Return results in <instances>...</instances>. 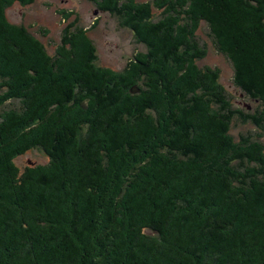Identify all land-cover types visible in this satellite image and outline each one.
I'll use <instances>...</instances> for the list:
<instances>
[{
	"label": "trees",
	"instance_id": "obj_1",
	"mask_svg": "<svg viewBox=\"0 0 264 264\" xmlns=\"http://www.w3.org/2000/svg\"><path fill=\"white\" fill-rule=\"evenodd\" d=\"M9 1L0 106L16 105L0 111V264H264V93L253 85H264V0L219 5L235 51L213 10L166 0L158 22L136 29L149 52L120 73L94 63L82 31L52 67L41 42L7 21ZM136 8L134 25L150 12ZM202 25L259 107H234L219 70L196 63ZM237 123L255 132L235 138ZM32 149L45 163L20 164Z\"/></svg>",
	"mask_w": 264,
	"mask_h": 264
},
{
	"label": "rangeland",
	"instance_id": "obj_2",
	"mask_svg": "<svg viewBox=\"0 0 264 264\" xmlns=\"http://www.w3.org/2000/svg\"><path fill=\"white\" fill-rule=\"evenodd\" d=\"M142 5L149 8L150 12L145 20L140 18L141 22L134 25L132 18L127 14L128 12L133 13V8H140ZM213 5L215 8L218 7L217 13L214 12ZM219 5L223 8L222 0H196L192 5L190 1L185 3L187 9H193L196 13L208 14L213 10L211 17L214 23L218 21L220 24V37L227 45L232 44L235 47L233 51H235L239 47V44L236 45L239 41L227 36L224 26L222 27ZM170 6H172L171 2L166 0L162 2L155 0H27L26 2L10 0L4 6V15L10 24L41 42V45L49 54V64L52 67L59 69L63 63L61 55L57 52V47L64 46V43L70 41L69 34L82 31L93 45L92 52H95L96 55L94 63L99 67L109 68L116 73H120L124 68L127 69L135 55L149 52L147 46H145L146 49L143 46L144 43H138L141 39L138 37L136 29H142L144 25L158 22L161 19L162 12L166 9L169 10ZM179 17L184 19L185 16L181 13ZM207 32L208 28L205 25H202L196 32L197 41H195L199 42V47L203 46L206 49L202 59L196 60V63L199 67H211L219 70V82L231 96L234 107L242 109L247 106L250 111L256 109L260 105L245 96L241 88L237 87V84L235 85L230 61L225 55L217 51L216 45L218 44H213L214 40L206 36ZM145 38V45L150 44L151 46L153 44L152 46H157L151 36H145ZM76 45L83 46L80 43ZM77 53L78 59L81 58L83 49L79 47ZM239 59L241 69L248 66L246 60L240 57ZM69 71L72 72L73 69L69 68ZM151 77L153 75H150ZM236 80L238 83L241 82L238 76ZM255 82L253 85L258 91H263V94L264 85L255 84ZM137 85L133 87V92L136 94L140 91ZM149 86L147 82L145 89ZM14 105H16V102L7 101L0 106V111H2L1 108L7 109L14 107ZM247 132H255L251 124L241 125L237 123L231 127V134L235 138L240 133L245 134ZM255 139L264 141V133L260 134L259 137L256 136ZM26 160L41 165L45 163L46 158L42 151L32 149L27 152V155L19 158L18 162L24 164Z\"/></svg>",
	"mask_w": 264,
	"mask_h": 264
}]
</instances>
